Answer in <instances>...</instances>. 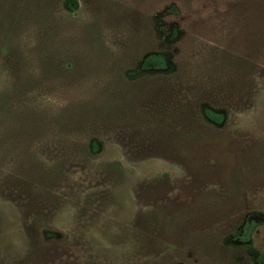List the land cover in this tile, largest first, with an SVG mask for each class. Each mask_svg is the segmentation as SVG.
I'll list each match as a JSON object with an SVG mask.
<instances>
[{
  "label": "rangeland",
  "instance_id": "1",
  "mask_svg": "<svg viewBox=\"0 0 264 264\" xmlns=\"http://www.w3.org/2000/svg\"><path fill=\"white\" fill-rule=\"evenodd\" d=\"M65 1L0 0V264H260L264 0Z\"/></svg>",
  "mask_w": 264,
  "mask_h": 264
},
{
  "label": "trees",
  "instance_id": "2",
  "mask_svg": "<svg viewBox=\"0 0 264 264\" xmlns=\"http://www.w3.org/2000/svg\"><path fill=\"white\" fill-rule=\"evenodd\" d=\"M75 6V7H74ZM64 7L66 10H73L77 7L76 0H66L64 2ZM168 68L167 59L164 55L161 54H150L146 56L140 64V70L144 72H151V71H164ZM205 117L214 123L220 124L223 121V115L221 113H217L209 108L205 109L204 111ZM250 231L246 232V238L249 235ZM264 262V258H263Z\"/></svg>",
  "mask_w": 264,
  "mask_h": 264
},
{
  "label": "flooded vegetation",
  "instance_id": "3",
  "mask_svg": "<svg viewBox=\"0 0 264 264\" xmlns=\"http://www.w3.org/2000/svg\"><path fill=\"white\" fill-rule=\"evenodd\" d=\"M264 258V257H263ZM263 258H260V260H259V263L260 264H264V262H263Z\"/></svg>",
  "mask_w": 264,
  "mask_h": 264
}]
</instances>
